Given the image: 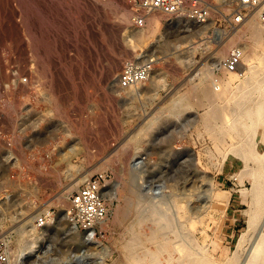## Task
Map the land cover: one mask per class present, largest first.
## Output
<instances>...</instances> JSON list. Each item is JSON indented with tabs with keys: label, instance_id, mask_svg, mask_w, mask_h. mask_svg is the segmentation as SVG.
<instances>
[{
	"label": "rangeland",
	"instance_id": "obj_1",
	"mask_svg": "<svg viewBox=\"0 0 264 264\" xmlns=\"http://www.w3.org/2000/svg\"><path fill=\"white\" fill-rule=\"evenodd\" d=\"M130 1L0 0V244L11 264H152L169 253L188 264L177 259L184 248L214 264L251 260L264 225L263 214L248 229L255 161L229 151L233 116L224 126L216 110L223 89H237L229 54L240 51L243 77L264 28L245 29L254 11L235 21L237 0H203L204 22L154 12L136 26ZM146 63L147 79L121 85L127 67ZM98 173L109 211L90 241L68 210Z\"/></svg>",
	"mask_w": 264,
	"mask_h": 264
},
{
	"label": "bare ground",
	"instance_id": "obj_2",
	"mask_svg": "<svg viewBox=\"0 0 264 264\" xmlns=\"http://www.w3.org/2000/svg\"><path fill=\"white\" fill-rule=\"evenodd\" d=\"M254 16H256V14L253 12V15L251 16V18H253ZM121 17L123 19H125L126 15L122 14ZM157 18L158 17L153 14V15L148 17V22H151L152 24H157L158 23ZM253 19L252 20L249 19L251 21H249L247 23V26L245 29H247L249 32H251L253 34L254 33L257 34L260 31H262V28H264V24L261 22L259 23V21L258 22L254 21ZM141 35H142V33H141ZM243 61H244L243 62L244 63V70H245L243 72L244 76L239 77L240 73H237L236 71L229 72V75H228V76H230L229 79H234V78L237 79V86H236L237 89L235 91H232V92L225 91V88L223 89V91L225 92L224 95H226L225 97H223L224 107L221 106L219 111L216 110V112H217L216 115H217V118H223L226 120L225 123L223 124L224 126H225V124H227L228 116L229 115L233 116L232 117L233 132H232L231 136H232V138H234L236 140L233 144L229 145V151L233 152L234 156H237L238 158H240V160L242 161L243 164H248V162L250 160L255 161L254 167L253 166H252V168L249 167V169H250L249 172H250L252 178L254 179L253 181L255 183V184L253 183V189L251 190V192H252L251 203L253 205V209L251 208V211H250L248 218H247L248 227H249L248 229L250 230L254 225H256L255 224V223H257L256 220L264 214V151L259 152V150L255 147V143L253 142V138H254V135L256 132V128H257L256 124L259 122L260 124L264 125V51L260 55H258L256 58L255 57V47H254L253 49H250L245 53V56L243 57ZM241 69H242V67H241ZM243 73H241V74H243ZM232 97H234V100L233 101L231 100V102H230L229 98H232ZM249 102H251L250 105H249ZM253 114H254V116H255V114H258L259 119L257 121V120H255V118L254 119L251 118L253 121L254 120L256 121V124L253 125V123H250L251 128L252 127L253 128L250 129V133H248L247 132L248 126L243 123V121H244L243 119H244V117L245 118L247 117V119H248V116L250 119V116H252ZM215 118H216V116H215ZM256 118H257V116H256ZM229 121H231V120H229ZM245 134L246 135L248 134V136L246 137ZM260 136H261L260 140H263V142H264V132H263V136L262 135H260ZM239 142H241L240 145L238 144ZM245 142H246V144H245ZM246 150H250V154L249 153L247 154ZM141 158H142V156H141ZM89 173L90 172H88L85 175H89ZM85 175H83L80 178V180L85 178ZM35 215L36 214L32 215L30 217V219L32 220V218L35 217ZM27 220H28V218H27ZM263 224H264V221H263ZM262 227L263 228L261 229V231L260 232L258 231L259 234L258 235L256 234L257 238H256V242L253 246V254H250V255H252V256H250L251 260H250V262L248 261L249 263L246 262L247 264H256V262L258 260L260 262L261 255L264 254V225ZM18 229L19 228H17V230ZM20 229H21V226H20ZM253 229L254 228H252L251 230H253ZM249 234H250V232H249ZM256 235L254 237H256ZM245 236H246V232L241 234V236L239 237V243H241L245 239ZM181 239H182V237H181ZM248 240H250V239H248ZM253 240H254V238H253ZM253 240H252V243H253ZM134 243L137 244V241H134ZM252 243H251V245H253ZM165 244H166V242H162V241L157 242V246L159 247L158 249L165 248ZM180 245H181V242L178 243V246L176 244L178 249H180L179 248ZM237 245H239V244L237 243ZM187 247H189V246H187ZM181 249H182V247H181ZM127 251H129L131 254H133L134 246L127 248ZM193 251L191 250V248H184L177 258L178 261H181L183 257H186L188 259V264H214V262L212 260H210L208 258H203L201 255H195L193 253ZM26 255H27L26 253L21 254V259L26 258ZM245 255H247V254L245 253ZM136 256L139 257V255H136ZM171 259H172V257L170 256V253H169V256L166 260V263H164L162 260H160L158 258H155L154 260L152 259L153 260L152 264H175L171 261ZM262 259H264L263 256H262L261 260ZM257 264H260V263H257Z\"/></svg>",
	"mask_w": 264,
	"mask_h": 264
},
{
	"label": "built area",
	"instance_id": "obj_3",
	"mask_svg": "<svg viewBox=\"0 0 264 264\" xmlns=\"http://www.w3.org/2000/svg\"><path fill=\"white\" fill-rule=\"evenodd\" d=\"M132 21L134 25L141 26L146 15L160 12L167 16L182 17L195 22H204L208 9L203 0H131ZM239 9L234 16L235 21L241 20L242 9L254 11L258 20L264 24V0H237ZM240 51L234 50L224 63L225 70L234 72L240 67ZM149 64L127 67L120 76L122 86H130L150 75ZM106 183L103 174H93L86 178L70 195L68 219L86 240L97 237V228L107 218L108 205L105 201L102 188ZM0 264H11L6 250L0 244Z\"/></svg>",
	"mask_w": 264,
	"mask_h": 264
}]
</instances>
